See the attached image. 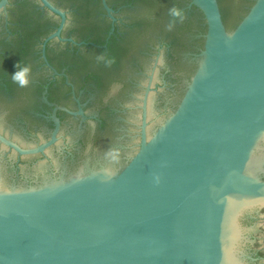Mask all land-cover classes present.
Returning a JSON list of instances; mask_svg holds the SVG:
<instances>
[{
  "label": "water",
  "instance_id": "obj_1",
  "mask_svg": "<svg viewBox=\"0 0 264 264\" xmlns=\"http://www.w3.org/2000/svg\"><path fill=\"white\" fill-rule=\"evenodd\" d=\"M252 2L192 0L203 47L169 6L148 9L147 44L177 47H155L145 63L148 75L157 58L148 126L144 110L140 143L136 133L126 142L133 156L120 169L114 145L100 141L65 166L76 174L68 180L0 186V264H264V0L231 31ZM127 116L138 130L139 109Z\"/></svg>",
  "mask_w": 264,
  "mask_h": 264
},
{
  "label": "flooded vegetation",
  "instance_id": "obj_2",
  "mask_svg": "<svg viewBox=\"0 0 264 264\" xmlns=\"http://www.w3.org/2000/svg\"><path fill=\"white\" fill-rule=\"evenodd\" d=\"M191 3L0 0V136L23 151H33L21 154L0 141V166H5L0 170L1 188H38L46 182L68 180L76 174L68 175L65 166L89 155L100 141L114 145L122 169L134 154L129 152L131 143H126L130 134L139 135L140 143L144 110L148 126V99L157 66L156 58L146 74L145 63L156 47L146 41V28L156 22L148 9H179L183 19L170 15L171 20L196 25L203 47L204 22ZM222 19L225 24L223 15ZM193 43L188 46L192 57L200 50ZM176 47V41H163L156 55L161 49L176 52ZM16 63L31 66L27 87L20 88L11 80ZM144 76L148 80L140 84ZM135 90L141 91L137 107L128 103ZM183 93L173 96L171 112ZM136 109L140 112L138 130L127 116Z\"/></svg>",
  "mask_w": 264,
  "mask_h": 264
},
{
  "label": "clouds",
  "instance_id": "obj_3",
  "mask_svg": "<svg viewBox=\"0 0 264 264\" xmlns=\"http://www.w3.org/2000/svg\"><path fill=\"white\" fill-rule=\"evenodd\" d=\"M169 14L174 18V19H183V14L179 9L173 8L170 9ZM171 27V26H169ZM98 61L104 60V57H97ZM108 64H111L112 61H107ZM15 71L13 74H11V80L13 83L18 85L20 88L27 87L30 83V75H31V66L30 65H21L20 63H16L14 65Z\"/></svg>",
  "mask_w": 264,
  "mask_h": 264
},
{
  "label": "trees",
  "instance_id": "obj_4",
  "mask_svg": "<svg viewBox=\"0 0 264 264\" xmlns=\"http://www.w3.org/2000/svg\"><path fill=\"white\" fill-rule=\"evenodd\" d=\"M197 10H198V8L197 7H195ZM198 13H199V16L203 19V15H202V13L198 10ZM247 14V13H246ZM245 14V15H246ZM242 20V19H241ZM241 20H239L238 22H237V24L234 26V28L233 29H231V31L232 30H234L235 28H236V26L240 23V21ZM204 22V21H203ZM224 22V21H223ZM226 29L228 30L229 28L226 26ZM204 31H205V27H204V29H203ZM229 31V30H228Z\"/></svg>",
  "mask_w": 264,
  "mask_h": 264
}]
</instances>
